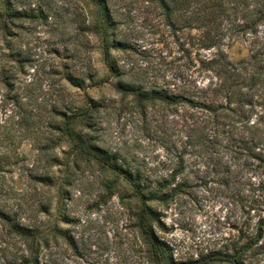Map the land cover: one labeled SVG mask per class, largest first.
I'll return each mask as SVG.
<instances>
[{
  "label": "rangeland",
  "instance_id": "1",
  "mask_svg": "<svg viewBox=\"0 0 264 264\" xmlns=\"http://www.w3.org/2000/svg\"><path fill=\"white\" fill-rule=\"evenodd\" d=\"M23 1L51 9L47 22L23 21V28L14 31L19 35L13 40L29 61L12 85L0 83V152L12 150L18 157L15 164L0 169V188L12 189L10 204L20 206L24 220L38 226L41 263L149 264L138 228L140 206L129 186L122 183L105 190L104 183L113 175L93 162L75 166L64 142L55 150L59 163L48 169L55 184L36 179L45 162L33 138H57L48 124L62 89V64L83 73L86 65L94 69V79L71 94L81 104L85 97L102 102L95 116L99 144L140 170L153 185L167 186L166 197L149 205L158 212L164 226L158 234L176 259L230 252L262 227L259 258L264 260V167L238 141L242 134L249 138V131L240 123L233 128L225 115L238 117L228 110L212 114L147 99L164 89H184L195 99L210 97L219 79L202 62L223 55L237 68L248 66L253 42L264 41V26L257 38L235 35L233 26L243 23L244 11L238 19L228 11L217 18L221 41L203 50L193 45L202 31L179 27L174 36L153 0ZM101 12L110 18L108 29ZM59 48L61 53L54 51ZM72 51L79 58L69 59ZM105 52L119 70L114 74L108 70ZM121 80L147 91L140 102L135 94L118 90ZM257 120L253 114L250 124ZM44 203L51 204L46 212L40 209ZM1 232L6 230L0 223ZM1 237L0 251L17 242Z\"/></svg>",
  "mask_w": 264,
  "mask_h": 264
},
{
  "label": "trees",
  "instance_id": "2",
  "mask_svg": "<svg viewBox=\"0 0 264 264\" xmlns=\"http://www.w3.org/2000/svg\"><path fill=\"white\" fill-rule=\"evenodd\" d=\"M153 1L163 13L165 24L173 31L174 36L177 35L176 31H179V27L196 28L202 31L196 44H193L198 49L209 50L218 45L221 38L218 37L217 18L228 11L233 10L235 19H238V14L244 11L243 23L233 26L235 35L250 34L257 38L258 30L264 26V0ZM50 9L51 7L47 4L39 3L32 7L23 0H0V83L6 86L12 85L15 74L23 72L29 61L25 51L16 46L13 38L19 34L14 31L23 28V21L42 19L47 22ZM100 16L103 17L102 24L108 29L110 18L106 17L103 12ZM100 28L103 27L100 26ZM62 38H65V34ZM116 43L127 45L119 41ZM54 51L61 53L60 48ZM77 58L79 54L72 51L69 59ZM105 60L111 74L119 71L115 62L110 60L108 52H105ZM202 63L205 70L215 71L219 79V85L211 89L210 97L202 96L195 99L190 97L189 92L184 89L178 91L164 89L155 92L154 96L147 99H157L168 105H188L192 108L205 109L212 114H217L221 109L234 112L238 120L230 118L228 114L225 117L232 121L233 128L240 123L250 134L249 138L244 134L239 135V143L264 167V41L253 42V51L247 62L248 66L237 68L233 63L226 61L223 55L210 61L204 60ZM62 66L64 68L60 79L62 89L51 106L49 114L52 121L48 124V127L56 132L57 138L44 140L40 136L33 138L36 149L42 157L41 161L45 162L44 172L36 175L39 182L48 186L55 184V176L50 174L48 169L59 163L60 160L55 150L64 142L69 153L75 158V166H79L82 162L86 164L93 162L99 165L104 172L111 174V177L113 175L104 183L105 190L117 189L122 183L129 186L132 196L138 200L140 206L138 228L147 245L149 264H211L215 262L264 264V260L259 258L263 253L261 251L263 247L259 246L262 239V227H259L256 234L249 236L244 243L235 246L230 252H215L196 260L176 259L173 248L158 234L164 226L159 219L158 212L153 211L149 205V202L162 201L166 197L167 186L153 185L140 170H133L120 155L110 152L99 144L98 136L95 134L98 130L95 116L103 107L102 102L85 97L84 104H81L71 94L73 88H82L87 79H94L96 76L94 69L86 65V71L83 73L84 70L78 72L72 65L62 64ZM116 87L119 91L135 94L139 102L147 92L122 80L117 83ZM253 114L258 120L250 124ZM24 120L27 123L31 122L27 118ZM26 139L28 138H24ZM258 148H260V153H256ZM17 160L18 157L12 155V150L0 152V169H3L7 163L15 164ZM123 188L127 193V187ZM110 193L112 196L114 192ZM11 200H13L12 189L0 188V223L6 230V233L1 232L0 235L7 236V241L17 239L12 248L10 244L0 251L2 252L0 264H42L39 256V241L42 240L39 228L27 223L20 213V206L10 204ZM50 205V203L41 204L40 209L46 212L50 209Z\"/></svg>",
  "mask_w": 264,
  "mask_h": 264
}]
</instances>
